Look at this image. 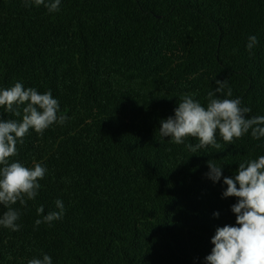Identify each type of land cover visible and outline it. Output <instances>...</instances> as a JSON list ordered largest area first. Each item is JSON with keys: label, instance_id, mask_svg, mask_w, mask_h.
I'll return each mask as SVG.
<instances>
[{"label": "trees", "instance_id": "1", "mask_svg": "<svg viewBox=\"0 0 264 264\" xmlns=\"http://www.w3.org/2000/svg\"><path fill=\"white\" fill-rule=\"evenodd\" d=\"M59 9L0 0V90L51 91L68 117L43 134L29 129L9 158L47 171L35 199L11 206L20 230L0 225V264L45 254L52 264H206L216 230L238 226L224 177L264 155V137L250 130L229 144L217 131L219 149L192 152L197 138L178 145L159 130L184 95L206 108L216 80L249 117L264 116V0H61ZM24 106L20 116L0 107V119L22 122ZM57 200L62 218L37 227ZM7 211L0 205V218Z\"/></svg>", "mask_w": 264, "mask_h": 264}, {"label": "clouds", "instance_id": "2", "mask_svg": "<svg viewBox=\"0 0 264 264\" xmlns=\"http://www.w3.org/2000/svg\"><path fill=\"white\" fill-rule=\"evenodd\" d=\"M32 2L36 6L44 5L50 13L60 10L61 0H50L47 4L45 0ZM257 43L255 35L249 37V52ZM215 83V91H210L207 95L206 108L190 94L184 95L175 109V116L161 121L160 135L171 137V141L178 145L184 144L188 137L197 138L199 144L196 146L187 144V149L192 152L209 145L219 149L221 145L216 139L217 131L222 140L229 144L250 130L253 139L264 137V116L249 117L247 114L251 112V108L241 107V100L238 98H230L233 93L227 80H216ZM20 106H24L22 122L0 119V165H3L0 168V205L8 208L0 218V225L12 231L20 230L16 223L20 213L11 206L18 201L26 206L28 200L35 199L37 190L41 187L38 180L44 178L47 169L40 163H35L34 168L23 166L19 162L9 164V158L17 154V143H23L29 129L43 134L54 123L63 125L68 119L67 116L57 115L60 105L51 91L40 94L34 88L25 89L21 83L0 90V107H6L8 112L20 116ZM208 167V177L219 182L223 175L222 167L212 160L208 162ZM224 184L227 185L224 198H237L238 202L232 206V211L236 215L238 226L225 225L216 230L211 241L214 247L206 257V264H264V155L239 164L235 177H224ZM55 205L59 211L37 219V227L41 223L51 224L62 218L63 201L57 200ZM44 211L42 206L37 210L38 214H43ZM216 215L219 216V213ZM29 264H52V258L45 254L42 259H31Z\"/></svg>", "mask_w": 264, "mask_h": 264}]
</instances>
